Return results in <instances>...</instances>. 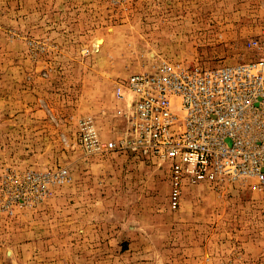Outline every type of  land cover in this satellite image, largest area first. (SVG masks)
<instances>
[{"label": "rangeland", "instance_id": "rangeland-1", "mask_svg": "<svg viewBox=\"0 0 264 264\" xmlns=\"http://www.w3.org/2000/svg\"><path fill=\"white\" fill-rule=\"evenodd\" d=\"M264 0H0V182L66 167L70 180L0 211V264H264V191L186 185L165 163L90 152L125 127L116 84L163 60L253 58Z\"/></svg>", "mask_w": 264, "mask_h": 264}, {"label": "built area", "instance_id": "built-area-1", "mask_svg": "<svg viewBox=\"0 0 264 264\" xmlns=\"http://www.w3.org/2000/svg\"><path fill=\"white\" fill-rule=\"evenodd\" d=\"M248 46L256 52L248 60L218 66L163 60L131 73L115 86L118 98L130 100L120 136L103 142L88 118L81 140L90 152H127L165 163L172 209L189 184L264 191V39ZM68 180L66 167L9 176L0 182V211Z\"/></svg>", "mask_w": 264, "mask_h": 264}]
</instances>
